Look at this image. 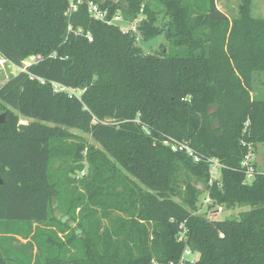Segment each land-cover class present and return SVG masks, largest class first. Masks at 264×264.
Wrapping results in <instances>:
<instances>
[{
	"label": "trees",
	"instance_id": "1",
	"mask_svg": "<svg viewBox=\"0 0 264 264\" xmlns=\"http://www.w3.org/2000/svg\"><path fill=\"white\" fill-rule=\"evenodd\" d=\"M125 1L143 5V40L164 34L169 49L145 54L99 0H0V56L21 69L0 87V264H182L185 247L197 264H264V172L251 164L247 182L243 165L264 144L250 74H264V20L251 0L235 21L216 0ZM65 160L88 165L74 188L52 174ZM206 192L210 209L245 210L197 214ZM54 198L78 231L50 215Z\"/></svg>",
	"mask_w": 264,
	"mask_h": 264
},
{
	"label": "rangeland",
	"instance_id": "2",
	"mask_svg": "<svg viewBox=\"0 0 264 264\" xmlns=\"http://www.w3.org/2000/svg\"><path fill=\"white\" fill-rule=\"evenodd\" d=\"M100 4L103 6H117V10L114 14V17L111 19L112 22L119 24L122 29L126 32L133 33L136 36L137 44L140 46L145 54H153L157 53L162 50L163 47L169 49L168 41L166 40V37L164 34L159 35L158 37L145 41L141 37L138 26L141 22V20L144 19V15L142 14V6L141 10L136 13L133 9L130 8L129 3L125 0H99ZM110 3V4H109ZM243 4L242 0H216L217 7L227 14L229 20L235 21L241 19V6ZM98 7V6H97ZM100 12L103 13L104 19H107L109 10L108 9H101L98 7ZM251 16L254 19H261L264 20V0H251ZM168 18L161 14L159 15L158 22L160 24H163L166 22ZM215 33V30L213 31ZM230 60V59H229ZM34 61V58L29 59L25 64L29 65L31 62ZM232 65H235V61L230 62ZM21 69L10 64L6 60H4L0 56V87L12 76L17 75V73ZM251 82H255V91L252 93V96L254 98H264V74L263 73H257L256 71H252L251 73ZM211 112H214V109H212ZM3 115V113H0V116ZM21 123H28L31 120L27 118L21 117ZM74 134H77L79 137H81L87 144L92 145L96 147L99 150H103V146L98 143L97 141L93 140L90 135L81 133L76 130H72ZM249 159H247L250 164H255L257 169L264 172V144L258 145L254 150L251 151V154L249 155ZM82 164L85 166V170L87 169L88 165L86 161H83ZM74 166V163L71 160H65L62 162H55V164L52 167V174L57 179L61 178V180H68L67 185L70 186V188H74L76 183H74L73 180L78 181L79 178L83 177L85 174V170L83 172H73L72 167ZM216 177H220L219 174L216 175ZM247 182H251V177H247ZM70 184V185H69ZM199 189H202V185H197ZM205 193L201 195L199 207L197 214L204 215L205 217L209 218H218L219 220H223L226 218H237L242 210L240 208H224L221 212L218 211V209H210V204L204 202L203 199H205ZM50 215L55 218L56 220H66V224H69L75 231H78L77 229V222L72 223L71 220L67 219V217L63 214L61 210L58 208V203L56 198L53 199V210L50 212ZM102 224V228L105 227V225H108L109 221L105 220L103 218H98ZM62 238H65V235H62ZM74 254H77L79 256V252H76ZM200 258V254L198 252H192L188 248L185 247L183 254H182V264H197L198 260Z\"/></svg>",
	"mask_w": 264,
	"mask_h": 264
},
{
	"label": "built area",
	"instance_id": "3",
	"mask_svg": "<svg viewBox=\"0 0 264 264\" xmlns=\"http://www.w3.org/2000/svg\"><path fill=\"white\" fill-rule=\"evenodd\" d=\"M90 12L92 13V16L97 19V20H105L104 16H103V13L100 12L99 8L97 7V5L91 3L90 4ZM112 22V21H110ZM91 40V38H90ZM55 86V89L57 91H66V92H69L70 94H74L75 91H72V90H69L65 87H61L59 85H54ZM165 145L169 146L174 152H177V151H185L188 156H190L193 161L195 163H199L201 161V158L198 154H196L190 147H187L186 145H183V144H178L172 140H168V141H165ZM253 149H250L249 151V154L247 155L246 159H245V162L243 163L244 166L248 167V171H247V174L248 176L250 177L251 176V173H252V168H251V164L250 162L247 161V159H249V155L251 154V151ZM209 162L211 163V169H210V174H211V180H210V186L213 185V182L215 180H218L219 178L216 177L217 174L220 175V167H221V164L219 163L218 160L216 159H210ZM205 199L204 202L206 203H209L211 204V198H210V195L208 192L205 193ZM215 209H218V211H222L224 208L223 207H219V208H215ZM214 210V209H213ZM184 233L181 235V238L180 240H183L184 239Z\"/></svg>",
	"mask_w": 264,
	"mask_h": 264
},
{
	"label": "water",
	"instance_id": "4",
	"mask_svg": "<svg viewBox=\"0 0 264 264\" xmlns=\"http://www.w3.org/2000/svg\"><path fill=\"white\" fill-rule=\"evenodd\" d=\"M4 119H5V114L0 116V123H4ZM3 183H4V181H3V179L0 176V186L3 185Z\"/></svg>",
	"mask_w": 264,
	"mask_h": 264
},
{
	"label": "crops",
	"instance_id": "5",
	"mask_svg": "<svg viewBox=\"0 0 264 264\" xmlns=\"http://www.w3.org/2000/svg\"><path fill=\"white\" fill-rule=\"evenodd\" d=\"M18 238H19V237H18ZM20 240H21L22 243H25V242H26V240H23V239H21V238H20Z\"/></svg>",
	"mask_w": 264,
	"mask_h": 264
}]
</instances>
